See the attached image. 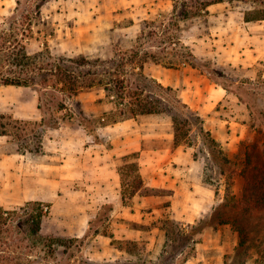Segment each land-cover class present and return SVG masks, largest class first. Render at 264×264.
<instances>
[{
  "label": "rangeland",
  "instance_id": "374dc122",
  "mask_svg": "<svg viewBox=\"0 0 264 264\" xmlns=\"http://www.w3.org/2000/svg\"><path fill=\"white\" fill-rule=\"evenodd\" d=\"M20 1L18 14L23 15L22 19L28 16L34 30V36L27 42V51L33 55L44 49L47 43L52 55V59L42 61L44 66L47 61L58 57L86 56L108 61L109 67L114 69L116 65H112V60H123L133 50H138V55L149 50L164 62L171 60L178 64L183 61L181 55L190 49L182 40H190L212 29L216 33L223 31L220 25L203 17L204 13L194 15L190 12L187 18L182 19V0H175V9L173 0H165L146 18L132 15L130 6L116 0ZM232 5L241 11L247 7L241 2H232ZM10 16H0V29L8 28ZM195 22H198L197 27L194 26ZM259 24L264 25V21ZM192 25L193 28L188 32ZM210 25L213 27L206 28ZM235 25L238 26V20ZM151 30L155 33L145 40L137 39L138 35H148ZM237 31L245 33L246 30L242 27ZM236 40L229 37L218 43V46L230 44L231 48L220 51L215 47L214 57L219 58L218 53L221 52L223 59H235L239 55L237 47L232 46L238 42ZM247 44L248 40H243L240 46ZM213 54L201 57L204 60L196 59V63L201 66L205 64L203 68L207 70L206 73L247 102L250 109L244 119L248 127L238 142L233 140L232 144L226 145L213 142L214 137L200 130L199 120L193 115L190 134L175 145L189 149L202 162L204 181L216 190V205L195 222L186 223L173 216L166 207L147 215L146 219L143 216L145 220L139 217L134 220L121 216L122 210L116 212L112 203H103L95 209L85 234L74 244L65 238L61 244L50 241L32 244L27 230L29 225L25 224L21 228L19 225V222L27 220L28 215L10 220L2 218L0 264H264V210L254 208L250 212L243 211L247 201L254 202V193L258 190H253L254 167L264 159V132L259 131V128L264 131V58L250 66L220 67L213 59ZM67 64L73 65L75 71L89 68H77L76 64L70 62ZM133 66H125L127 77L133 82L131 90H135V83L139 79L138 69ZM50 77L52 80L38 89L32 86L1 85L0 113H11L24 119H34L43 114L47 121L54 116L59 121L66 119L79 124L83 120L85 126L81 125L85 132L94 135L95 140H99L96 128L101 123L130 115L125 112L122 116L125 107L118 104V96L114 92L107 93L96 85L72 94L68 90H58L60 86L54 82L52 75ZM152 85L151 89L156 93L159 88L154 83ZM61 101L64 103L62 109L58 107ZM161 114L165 116V122L166 119L171 120L173 131L172 116ZM51 128L48 127L45 133ZM190 141L191 145H188ZM15 147L16 143L10 142L7 149L14 150ZM27 156L33 157V154L27 153ZM134 158L131 155L127 161H134ZM167 205L168 202L164 203V206ZM44 210H47V214L41 222L42 234L70 235L63 228L65 224L53 223L46 217L50 215V206H45ZM129 228L138 229L139 237L122 238L117 234L122 231L125 235L124 231ZM240 230L245 235L244 245L240 244ZM109 234H113L122 244L112 242ZM125 240L135 241L136 246L124 243ZM128 246L133 250L127 251Z\"/></svg>",
  "mask_w": 264,
  "mask_h": 264
},
{
  "label": "crops",
  "instance_id": "0c3cea01",
  "mask_svg": "<svg viewBox=\"0 0 264 264\" xmlns=\"http://www.w3.org/2000/svg\"><path fill=\"white\" fill-rule=\"evenodd\" d=\"M116 1L130 6V13L142 18L151 15L161 2L165 3V0ZM16 4V0H0V16L12 14ZM236 8L228 1L210 4L203 17L220 25L222 33L212 29L190 40L181 39L182 42L197 57H210L216 52L215 47L220 51L231 48L230 44L218 46L225 38L237 39L239 43L232 45L238 49L235 59L225 60L221 52L218 57L222 59H216L214 54L213 59L220 67L253 65L264 58V25L259 24L264 20L245 21L243 11ZM195 23L197 27L198 22ZM242 27L245 33H238L237 29ZM192 28L193 25L189 26L187 31ZM243 40H248V44L242 47ZM143 72L176 89L216 141L226 145L233 140L238 142L248 127L244 119L250 109L247 102L189 63L182 61L168 67L150 60L144 64ZM164 118L161 113H147L101 123L96 128L99 140L86 133L77 121L63 119L44 134L43 152L35 157L7 149L8 136L0 135V206L9 210L29 200L49 203L50 215L46 217L53 223L65 224L63 228L73 237L85 234L95 209L103 203H112L116 212L122 210L121 216L134 220L138 217L145 220L147 215L166 207L176 218L195 222L217 204L216 190L204 181L202 162L189 149L175 145L171 120L165 122ZM131 155L139 165L143 183L124 203L118 167ZM166 202L168 205L164 206ZM124 232L125 235L122 231L117 234L122 238H137L140 234L134 228Z\"/></svg>",
  "mask_w": 264,
  "mask_h": 264
},
{
  "label": "trees",
  "instance_id": "16d2710c",
  "mask_svg": "<svg viewBox=\"0 0 264 264\" xmlns=\"http://www.w3.org/2000/svg\"><path fill=\"white\" fill-rule=\"evenodd\" d=\"M173 1V9H175L176 1ZM222 1H228L230 3L241 2L246 4L247 7L243 10L245 21L264 20V0H182L181 5L183 9L181 11V18H187L190 12L194 15L204 13L210 4ZM16 3V7L10 16V25L7 29H0V86H32L38 89L40 85L50 81L51 75L54 77V82L60 86L58 90H68L72 94L81 89L99 85L107 93H116L119 100L118 104L125 107L122 116L125 112H129L130 116L147 113L170 114L172 116V122L174 123L173 132L176 144H179V140L182 137L190 134L192 130L191 125H193L191 117L193 115L199 120L200 130L210 135V132L203 128L202 119L182 100L176 89L161 84L155 78L145 75L143 72L144 64L150 60L162 63L168 67L176 65L173 61L168 60L164 62L163 59L149 50L144 51L141 55H138V50H133L132 54L123 58V60L113 59L112 65H116L114 69L109 67L108 61L89 59L86 56L72 58L58 57L52 61H47L45 63L46 66H44L42 63L44 59H52L47 43L44 44V49L37 51L33 55L27 51V42L34 36L33 23L26 15L24 17L25 20L21 18L23 15L18 14L21 1L16 0ZM25 21L27 23H25ZM153 33H155V31L152 30L148 32V35L142 33L137 36V39L143 41L147 36ZM181 57L183 61L199 69L202 73L208 75L210 79L220 83L214 77L206 73L207 70L203 68L206 67L205 64L201 66L196 63V59H204L194 55L190 49L182 54ZM67 62L76 64L77 68L83 66H89V68L85 71H75L73 65H69ZM126 64L134 65L133 67L138 69L137 74L139 75V79L135 83V90H131L133 82L127 77V72L125 70ZM46 71H49V74L43 73ZM153 83L159 88L156 93L151 89ZM147 89H149V91H147ZM58 107L60 109L64 108V103L61 101ZM116 120L118 119L114 121ZM59 122L58 118L54 116L47 121L43 114L40 119H24L17 118L11 113L2 112L0 113V135H6L8 136L9 142L16 143L14 151L23 154L31 153L34 156V154L37 155L43 152V136L46 129L48 127H57ZM80 122L85 126L83 120H80ZM259 131L264 132L261 128H259ZM212 141L216 142L215 139H212ZM188 145H191V141L188 142ZM254 170L255 173L252 178L255 184L253 190L257 188L258 190H255L253 197L254 202L247 201V205H244V212H250L254 208L264 210V159L260 165L254 167ZM118 171L121 180L122 199L125 203L140 189L143 179L139 171V165L135 160L130 162L125 160L118 167ZM45 206L49 208L48 203L45 204L39 200H29L23 205L9 210L0 206V222L2 218L10 220L19 218L23 214L24 216L28 215L27 220L19 222V225L20 228L25 224L29 225L27 230L28 235L33 241L32 244L34 243L36 245L47 241L61 244L64 238L69 240L71 244L78 242L79 237L70 235L64 237L59 234H42L40 226L48 210H44ZM109 235L112 242L118 241L122 244V241L115 239L113 234ZM240 237V244L244 245L245 235L243 230H240ZM124 243L136 246V242L132 240H125ZM120 248H122V245H120ZM131 250L133 249L128 246L127 251ZM62 252L65 251L63 250ZM37 257L39 258L40 255Z\"/></svg>",
  "mask_w": 264,
  "mask_h": 264
}]
</instances>
